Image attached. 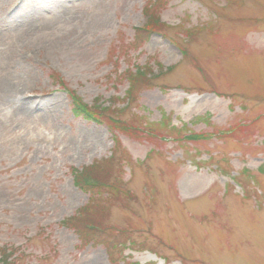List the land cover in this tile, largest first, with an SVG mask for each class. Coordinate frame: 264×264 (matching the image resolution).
Here are the masks:
<instances>
[{
	"label": "rangeland",
	"instance_id": "1",
	"mask_svg": "<svg viewBox=\"0 0 264 264\" xmlns=\"http://www.w3.org/2000/svg\"><path fill=\"white\" fill-rule=\"evenodd\" d=\"M97 162L116 189L91 197L74 171ZM89 206L115 254L67 225ZM8 260L264 264V0H0Z\"/></svg>",
	"mask_w": 264,
	"mask_h": 264
},
{
	"label": "trees",
	"instance_id": "2",
	"mask_svg": "<svg viewBox=\"0 0 264 264\" xmlns=\"http://www.w3.org/2000/svg\"><path fill=\"white\" fill-rule=\"evenodd\" d=\"M156 28L152 29L149 27H144L140 33H143V35H146L147 37H150L151 34L153 32H155ZM139 34V33H138ZM145 37V36H144ZM143 70H141L140 72H142ZM129 73L134 75V79H140V76H142V73L140 74H136L133 73L131 70L129 71ZM131 80H133V77L131 78ZM146 80V79H144ZM140 82V81H134V86H136V83ZM73 112L77 117H83L84 119H87L88 121H102V118L100 120L101 115H99L98 112H95L94 110H92L90 107H88L87 105H85L84 103H82L77 97L73 96ZM109 108L105 109L108 110ZM117 121V120H115ZM115 121H112V123H117ZM107 125L109 126L108 128L111 129V131H114L116 129L115 125H111V122H107ZM114 144H115V150H114V155L111 156V158L109 159V162L113 168L114 164V160L117 159V162L119 164H123L126 163V161L128 160L126 157V151L123 150L120 141L115 138L114 140ZM117 154H119L120 156H118L117 158ZM124 160V163L122 162ZM113 162V163H112ZM102 163V162H101ZM104 163V162H103ZM97 168V169H95ZM102 167H100V162H97L95 164H93L91 167L85 169L84 171L78 172V170L74 171V181L75 184L78 185L83 191L85 192H89L91 197H93V192H99V190H101V187L104 185H109V188H112L111 185H114L112 183H105L103 184L102 181H99L96 179V175L100 176L103 172L107 173V170H103L101 169ZM107 168V167H106ZM95 169V170H94ZM108 174V173H107ZM119 180L121 178H118ZM122 184V183H121ZM108 188V189H109ZM116 188H112L109 192H115ZM99 194H101L99 192ZM91 210L90 206L89 208L86 210V208L82 209L81 212L78 214V216L71 218V220L69 222H67V225L69 227H73L75 228V230L77 231V233H79V235H81V238L83 240L84 243H88L91 241H94V243H97L98 241H105L107 242V247L108 249L111 251L112 254L116 253V248L120 246H126V244L128 243V241L125 243H120L119 241L121 239H124L125 236L124 235H119V239H114L115 241L112 240V236L110 235V230L111 227H104V225H99L97 224L95 221V214L97 213V211H95L94 213H90L89 211ZM113 250V252H112ZM6 259L9 257L8 255H5ZM14 259H12L11 261H13ZM9 261V260H8ZM11 261L7 262L6 264H10Z\"/></svg>",
	"mask_w": 264,
	"mask_h": 264
},
{
	"label": "bare ground",
	"instance_id": "3",
	"mask_svg": "<svg viewBox=\"0 0 264 264\" xmlns=\"http://www.w3.org/2000/svg\"><path fill=\"white\" fill-rule=\"evenodd\" d=\"M99 264H102L101 262Z\"/></svg>",
	"mask_w": 264,
	"mask_h": 264
}]
</instances>
